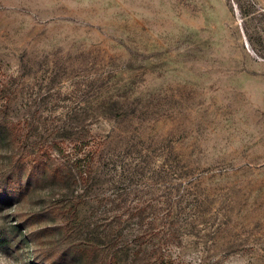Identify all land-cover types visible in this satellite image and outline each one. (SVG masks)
Here are the masks:
<instances>
[{
    "label": "rangeland",
    "instance_id": "obj_1",
    "mask_svg": "<svg viewBox=\"0 0 264 264\" xmlns=\"http://www.w3.org/2000/svg\"><path fill=\"white\" fill-rule=\"evenodd\" d=\"M240 3L250 12L234 0H0V118L38 127L0 141V172L29 169L39 138L72 151L89 129L109 160L84 214L114 184L131 205L173 199L181 264H264V0ZM72 191L0 194V264H87L55 253L84 242L56 208Z\"/></svg>",
    "mask_w": 264,
    "mask_h": 264
},
{
    "label": "trees",
    "instance_id": "obj_2",
    "mask_svg": "<svg viewBox=\"0 0 264 264\" xmlns=\"http://www.w3.org/2000/svg\"><path fill=\"white\" fill-rule=\"evenodd\" d=\"M234 1L242 12H250V9H243L240 0ZM254 6L252 1L250 7ZM3 119L6 118H0V141L14 136L28 142L38 129L33 128L31 121H25L23 126L20 123L9 126ZM84 131L74 141L72 151L40 138L33 142V151L26 155L29 169L15 162L0 172V194L22 195L41 185L82 190L56 204L67 235L84 239L76 247L72 246L74 242H70L55 251L62 262L84 257L87 264H181L175 250L182 245V226L178 205L173 199L163 205L158 202L153 206L143 203L131 205L114 184L113 190L97 197L102 210L93 208L88 215L83 213L95 177L100 173V167L109 160L105 156L104 139L89 129ZM53 150L56 155H53ZM129 226H132L131 231L126 229ZM129 252L132 254L131 263H123V257ZM48 262L61 264L56 259Z\"/></svg>",
    "mask_w": 264,
    "mask_h": 264
}]
</instances>
